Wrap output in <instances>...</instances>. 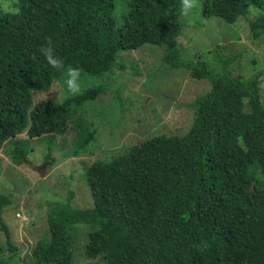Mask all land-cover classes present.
<instances>
[{"label":"trees","instance_id":"trees-1","mask_svg":"<svg viewBox=\"0 0 264 264\" xmlns=\"http://www.w3.org/2000/svg\"><path fill=\"white\" fill-rule=\"evenodd\" d=\"M19 15L0 3V150L9 146L17 164H29L26 141L62 135L76 109L102 92L101 84L61 102L33 103L69 67L89 75L111 73L118 53L144 44L165 46L163 61L190 70L209 89L192 103L193 121L183 134L146 138L111 160L86 170L92 207L66 200L49 204V232L33 250L34 264H74L76 225L90 227L84 253L107 264H264V102L261 72L250 77L217 70L182 56L180 0H132L121 27L114 0H18ZM250 18L254 38L264 34L262 0H203L205 18ZM51 37L65 71L47 64L40 49ZM33 105L31 110L30 106ZM74 155L86 152L96 129L79 120ZM47 159L52 161L48 153ZM10 196L0 194V264L19 251L4 220ZM207 243L206 248L197 245Z\"/></svg>","mask_w":264,"mask_h":264},{"label":"rangeland","instance_id":"rangeland-1","mask_svg":"<svg viewBox=\"0 0 264 264\" xmlns=\"http://www.w3.org/2000/svg\"><path fill=\"white\" fill-rule=\"evenodd\" d=\"M132 0H114L115 26L121 27ZM264 3V0H262ZM3 8L19 7L18 0H0ZM200 6L184 17L178 44L182 56L202 58L217 70L229 69L234 76L250 77L261 72L259 81L264 102V34L254 38L249 26L250 18L261 11L251 8L246 16H222L215 13L205 18ZM165 46L144 44L136 50L118 53V66L105 75L82 73V91L101 84L102 92L87 101L68 122L62 135H43L36 138L26 133L29 164H15L9 156V145L0 150V194L9 195L11 205L5 209L4 220L12 238L19 246L13 260L7 264H34L32 250L36 242L48 234L49 204L66 200L73 192L71 205L88 208L93 198L87 186L86 170L96 160H111L146 138L161 134H183L193 121V101L209 87V81L196 79L190 70L173 68L163 61ZM66 75L56 80L48 91H34L33 103L49 99L61 102L69 96ZM81 91V92H82ZM33 105L30 106L31 110ZM81 120L96 129L95 139L85 153L74 155L77 134L76 123ZM50 154L52 161L46 156ZM46 165L45 175L39 167ZM264 178L259 175V178ZM76 243L73 247L74 264H107L101 256L88 258L84 244L90 227L76 225ZM0 245L5 237L0 230Z\"/></svg>","mask_w":264,"mask_h":264},{"label":"clouds","instance_id":"clouds-1","mask_svg":"<svg viewBox=\"0 0 264 264\" xmlns=\"http://www.w3.org/2000/svg\"><path fill=\"white\" fill-rule=\"evenodd\" d=\"M200 6L199 0H180V14L184 17L189 16L193 10L197 9ZM11 7V14L14 15H19L20 14V9L16 7L14 4L10 5ZM5 13L7 14L9 11L8 7H5L3 9ZM41 54L47 61V64L50 65L52 68L58 70V71H65V65L64 61L62 60L61 57H59L56 54L55 51V46L53 44L52 38L49 37L46 41V44L40 49ZM66 75V88L67 92L70 93L71 95L75 96L81 93L82 88H81V77L82 73L79 68L77 67H69L65 71ZM198 248H206L207 243L202 242V244L197 245Z\"/></svg>","mask_w":264,"mask_h":264},{"label":"water","instance_id":"water-1","mask_svg":"<svg viewBox=\"0 0 264 264\" xmlns=\"http://www.w3.org/2000/svg\"><path fill=\"white\" fill-rule=\"evenodd\" d=\"M38 170H39L41 176H44L45 170H46V165L44 164V165L40 166Z\"/></svg>","mask_w":264,"mask_h":264}]
</instances>
